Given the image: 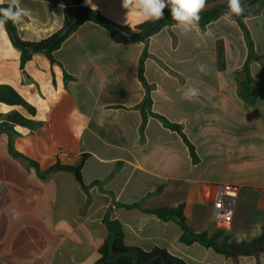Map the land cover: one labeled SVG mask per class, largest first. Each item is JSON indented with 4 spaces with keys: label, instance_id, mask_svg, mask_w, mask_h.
<instances>
[{
    "label": "crops",
    "instance_id": "0c3cea01",
    "mask_svg": "<svg viewBox=\"0 0 264 264\" xmlns=\"http://www.w3.org/2000/svg\"><path fill=\"white\" fill-rule=\"evenodd\" d=\"M217 4L228 0H215L204 10ZM20 6L29 15L15 27L28 42L59 31L67 11L78 16L72 0H20ZM83 6L117 26L135 29L143 24L138 13L126 15L121 0H83ZM244 23L256 53L264 56V5ZM219 41L224 70L218 67ZM147 48L152 111L182 125L199 157L196 164L180 135L158 119L148 114L145 131H140L145 89L138 64L144 42L116 44L106 29L87 22L55 53L56 63L35 54L24 75L20 50L6 26L0 30V85L15 88L37 113L15 109L41 122L33 131L15 127L19 135L13 140L15 150L37 168L10 153L9 131L0 129V264H94L109 237L107 214L122 225L126 246L161 248L189 264H236L199 243H181L183 231L175 220H160L145 209L184 205L187 223L196 233H223L230 241L250 242L261 234L264 62L250 65L256 101L246 107L235 73L248 49L233 16L225 13L204 31L199 27L188 35L175 24L166 26L150 37ZM201 63L208 66V75L199 73ZM65 73L72 78L66 81ZM187 87L198 88L199 96L184 99ZM12 109L0 103L1 116ZM83 156L81 176L87 190L72 171H48L55 164L76 166ZM224 184L237 186L239 196L232 219L222 222L212 212L217 187ZM141 200L142 208L119 206ZM259 261L264 264V253ZM237 264L258 260L243 256Z\"/></svg>",
    "mask_w": 264,
    "mask_h": 264
},
{
    "label": "trees",
    "instance_id": "16d2710c",
    "mask_svg": "<svg viewBox=\"0 0 264 264\" xmlns=\"http://www.w3.org/2000/svg\"><path fill=\"white\" fill-rule=\"evenodd\" d=\"M252 0H246L243 5H247L242 16L235 18V21L241 28L245 42L248 49L247 59L240 71L235 73L237 84H238V95L243 100L246 107H252L255 105V93L252 90V85L256 82L252 78L250 73V65L253 61L264 62V56L258 55L255 51L254 41L251 37L250 31L244 23V18L257 15L260 9L264 5V1L249 5ZM73 5L77 7L78 16L73 18L69 15L68 11L65 16L64 24L62 28L50 37L36 41L28 42L23 41L17 34L15 24L8 21L5 26L7 33L13 43V45L20 50V68L25 75V66L33 58L35 54H44L51 61L56 63L55 53L63 46L65 41L75 33L82 25L87 22H93L109 33V37L112 42L119 45H129L136 42H144L145 49L140 57L138 64V79L145 89V97L143 103L139 106L142 115L143 122L140 128L143 134L147 125L148 114L158 119L165 128L177 132L186 144L192 162L198 163L199 157L196 153L195 146L189 141L186 134L184 133L183 127L180 124L170 122L164 116L156 114L152 111V91L154 87L150 85L146 79V61L149 58L148 42L152 35L156 34L162 28L166 26H172L175 22L172 20L170 10H164V17L156 22L148 21L139 25L135 29L123 26H117L110 21L103 18L98 12L86 8L83 6V0H72ZM215 3V0H207L206 7ZM0 7H8V4L0 5ZM228 8V4H217L213 7L204 10L200 13L201 19L199 21V27L204 31L209 23L217 20L220 16L227 13L222 11L221 8ZM82 15L80 16V14ZM158 22L161 24L154 30L150 37L145 38V34L152 28V26ZM217 56H218V67L220 70L225 69L224 62V46L223 42L217 43ZM264 69V67H263ZM242 75V78H239ZM72 77L65 73V80L68 81ZM0 103L7 106L13 107V109L3 117V122L0 125V129H6L9 131V151L16 157H20L30 162L34 167H38L37 163L27 159L19 152H17L13 145V140L19 135L15 131V127H25L30 130H36L41 126V122L35 121L31 118L24 116L20 111L15 109L21 107L25 109L31 116H35L37 110L34 106L28 103L24 97L10 85H0ZM86 156H83L81 161L76 166H63L61 164H55L49 168V172L56 170H67L75 173L77 180L82 184L83 188L87 190V186L84 184L81 176V171L84 166ZM144 200L134 204H119V206L126 209L142 208ZM184 205H180L176 208L164 207L159 209L148 210L146 212L155 214L160 220L169 221L175 220L182 228V236L180 238L181 243L189 246L194 243H199L208 249L214 250L216 253L223 255L224 257L232 259L236 264L240 257L253 256L258 260L264 253V227L261 234L250 242H237L235 240H229L223 233H216L209 235L206 232L196 233L187 223L184 215ZM105 225L109 231V237L105 243L99 249V258L94 264H189L185 260L174 256L161 248H153L150 251H145L140 248L129 247L124 243V232L122 225L116 221L111 220L110 215L107 214L104 218ZM116 248L117 252H112V246Z\"/></svg>",
    "mask_w": 264,
    "mask_h": 264
},
{
    "label": "clouds",
    "instance_id": "9594fccd",
    "mask_svg": "<svg viewBox=\"0 0 264 264\" xmlns=\"http://www.w3.org/2000/svg\"><path fill=\"white\" fill-rule=\"evenodd\" d=\"M7 2L8 7H0V30L11 21L13 24H20L23 18L29 15V10L20 6V0H0V4ZM207 0H121V7L126 10V15L136 12L141 18V23L156 22L164 17V10L170 9L172 20L176 28L183 35L199 30L200 13L206 7ZM244 5L242 0H228L227 15L242 16ZM195 47H200L196 42ZM197 69L203 75L209 74L208 66L204 63L198 64ZM199 89L187 87L183 98L191 100L199 96Z\"/></svg>",
    "mask_w": 264,
    "mask_h": 264
},
{
    "label": "built area",
    "instance_id": "2783aa9c",
    "mask_svg": "<svg viewBox=\"0 0 264 264\" xmlns=\"http://www.w3.org/2000/svg\"><path fill=\"white\" fill-rule=\"evenodd\" d=\"M239 188L224 184L217 187L212 216L216 221H230L236 207Z\"/></svg>",
    "mask_w": 264,
    "mask_h": 264
},
{
    "label": "water",
    "instance_id": "95a60500",
    "mask_svg": "<svg viewBox=\"0 0 264 264\" xmlns=\"http://www.w3.org/2000/svg\"><path fill=\"white\" fill-rule=\"evenodd\" d=\"M264 0H252L250 3H249V5L251 6V5H255V4H259V3H261V2H263ZM247 8V5H244V11H245V9ZM221 10L222 11H227V8L226 7H222L221 8ZM82 15V13L80 14V16ZM234 18H237V17H239V16H233ZM161 24V22H158V23H156V24H154L153 26H152V28L145 34V38H147V37H150V35L154 32V30L159 26ZM112 252H114V253H116L117 252V250H116V248L114 247V245L112 246Z\"/></svg>",
    "mask_w": 264,
    "mask_h": 264
}]
</instances>
